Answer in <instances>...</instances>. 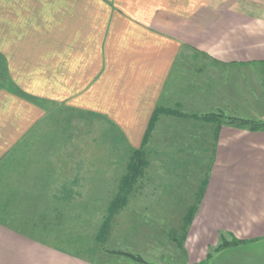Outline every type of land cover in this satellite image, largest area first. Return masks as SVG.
Masks as SVG:
<instances>
[{
	"label": "crops",
	"instance_id": "1",
	"mask_svg": "<svg viewBox=\"0 0 264 264\" xmlns=\"http://www.w3.org/2000/svg\"><path fill=\"white\" fill-rule=\"evenodd\" d=\"M0 59L35 98L0 87V201L9 216L0 217V264H92L10 221L23 204L57 211L106 185V148L44 130L50 104L103 118L129 154L154 119L170 123L172 148L211 154L193 199L183 200L182 264H264V130L204 117L219 93L202 75L264 65V0H0ZM182 122L190 127H175ZM91 154L104 158L90 167Z\"/></svg>",
	"mask_w": 264,
	"mask_h": 264
},
{
	"label": "rangeland",
	"instance_id": "2",
	"mask_svg": "<svg viewBox=\"0 0 264 264\" xmlns=\"http://www.w3.org/2000/svg\"><path fill=\"white\" fill-rule=\"evenodd\" d=\"M1 62L0 59V78L5 76ZM202 75L203 84L211 76L218 82L219 93V106L204 107V117L221 114L217 120L222 123H229L232 117L264 122V65L220 66L218 75L210 72ZM1 84H7V81L0 79ZM48 108L44 130L71 132L74 137L69 142H74L75 147L88 145L101 151L106 148L107 162L100 165L104 166L106 185L90 188L80 203L61 204L59 211L45 205L23 204L19 217L10 218L11 223H20L28 235L61 247L92 264H182L183 248L178 242L182 239V217L188 205L183 200L188 196L193 199L192 192L207 174L211 154H191L189 147L172 148L179 139L167 137L166 129L170 123L157 122L144 146L148 150L145 174L136 183V190L129 195L128 202L113 215L108 234L104 239H98L107 206L118 189L131 150L103 118L93 114L76 115L55 104ZM174 125L190 127L186 122ZM242 129H248V125ZM209 144V139L203 141L204 146ZM90 158V167H93L98 161L101 163L104 156L91 154ZM17 206L14 202L9 206L10 211H15ZM5 208L0 201V217H9ZM174 231L178 234L172 233Z\"/></svg>",
	"mask_w": 264,
	"mask_h": 264
},
{
	"label": "trees",
	"instance_id": "3",
	"mask_svg": "<svg viewBox=\"0 0 264 264\" xmlns=\"http://www.w3.org/2000/svg\"><path fill=\"white\" fill-rule=\"evenodd\" d=\"M2 74L5 76L4 77L1 76L0 79H2V80L4 79L5 81H7V84H1L0 87H2L4 85H8V86H10V88H12L18 94L25 95L27 97L35 99L33 96H30V95L26 94L25 92H23L13 82V80L6 73L5 68H3ZM1 83H4V81H2ZM159 111H162V110L158 108L156 110V116L159 113ZM219 117L220 118L222 117L221 114L206 115V118H212V119H218ZM228 122L236 124V126H239L242 128H247V125H248V129H250L252 131L261 130V128L263 129V127H264V122L252 120L250 118L239 119L237 117H232V118H230V120ZM154 124H155V119H154V121H152V123L150 124V126L148 128V132L146 133V136L144 139V144L142 145V147L139 149L133 150L131 153L127 171L124 174V176L122 177V179L120 181V185H119L115 195L111 198V201H109V204L107 206V215L104 217L102 225L99 229L98 239H104L105 236L108 234L109 228L111 226V220H112L113 215L122 206H124L128 202L129 195L132 193V191L136 190V183L145 174V169L148 165V159H147V151L144 148V146H145V144L149 138L148 137L149 133H150L151 129L153 128ZM221 124H222V122H219V125H221ZM61 208H62V206H61V204H59V209L57 211L61 210ZM196 211H197L196 206L190 210V214L187 216L186 222L190 221L193 218V215ZM181 237H182V239L178 243H179V245L183 246L184 235ZM238 243H240V241L234 239L232 242H224L218 248H221V247H224L227 245H235Z\"/></svg>",
	"mask_w": 264,
	"mask_h": 264
}]
</instances>
